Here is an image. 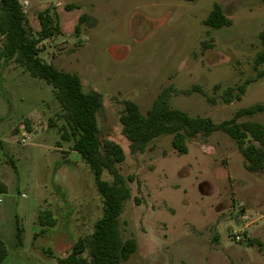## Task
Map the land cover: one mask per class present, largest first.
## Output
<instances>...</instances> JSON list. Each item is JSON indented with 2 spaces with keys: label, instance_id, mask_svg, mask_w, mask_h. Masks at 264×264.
<instances>
[{
  "label": "rangeland",
  "instance_id": "obj_1",
  "mask_svg": "<svg viewBox=\"0 0 264 264\" xmlns=\"http://www.w3.org/2000/svg\"><path fill=\"white\" fill-rule=\"evenodd\" d=\"M18 1L36 38L39 14L47 11L56 29L39 42V57L76 74L85 92L101 96L99 137L124 152L117 169L130 196L119 216L120 235L133 239L136 250L122 264H264V169L248 172L236 143L220 131L189 140L186 154L172 148L171 136L132 153L119 123L124 101L144 114L164 91L170 107L214 123L264 102V75L257 76L264 67H254L264 0ZM214 5L229 26L204 24ZM2 73L4 264H57L77 239L91 234L102 214L101 199L88 166L71 142L60 140L64 122L52 87L13 62ZM243 84L239 99L223 102L226 88L237 95ZM29 112L36 113L32 123L21 119ZM237 122L264 127V112ZM102 180L112 177L103 172ZM41 211L55 224L35 236ZM15 221L24 230L22 247L16 246Z\"/></svg>",
  "mask_w": 264,
  "mask_h": 264
},
{
  "label": "trees",
  "instance_id": "obj_2",
  "mask_svg": "<svg viewBox=\"0 0 264 264\" xmlns=\"http://www.w3.org/2000/svg\"><path fill=\"white\" fill-rule=\"evenodd\" d=\"M193 1V0H184ZM71 5L65 6L70 10ZM84 20L80 17L79 23ZM40 31L37 38L27 29V20L18 0H0V90H3V70L10 62L21 67L31 77L52 87V94L62 110L63 125L60 140L71 142V150L79 154L88 166L94 187L102 203V214L94 222L92 232L87 237L77 239L70 252L56 260L57 264H122L136 250L133 239L122 240L119 216L123 203L130 192L117 165L124 160V152L119 145L109 140H101L97 125V114L102 108L101 96L85 92L76 74L56 69L39 57L38 44L53 33V26L47 11L39 14ZM204 24L220 29L230 25L218 5H214ZM56 27V26H55ZM78 29V25L76 27ZM56 29V28H54ZM261 49L254 59V67H264V32L259 34ZM264 75V69L257 76ZM245 85L237 87L239 94L233 95L234 88H226L221 98L230 103L239 99ZM167 91L162 92L144 114L132 101H124L119 114L121 132L129 142L132 153L143 152L155 139L171 136V146L179 154L187 153V142L197 135L209 136L220 131L229 136L245 162V169L256 173L264 169V127L256 122H237L240 117L253 116L264 112V102L238 110L230 120L214 123L209 118L192 117L188 113L170 107ZM27 124L28 122L25 121ZM27 129L30 127L27 124ZM103 172L112 177V182L102 180ZM1 186V185H0ZM5 192V189L0 193ZM55 224L48 211L38 214L40 230L44 233ZM23 227L15 221L16 246L22 247ZM8 255L5 243L0 239V264Z\"/></svg>",
  "mask_w": 264,
  "mask_h": 264
},
{
  "label": "crops",
  "instance_id": "obj_3",
  "mask_svg": "<svg viewBox=\"0 0 264 264\" xmlns=\"http://www.w3.org/2000/svg\"><path fill=\"white\" fill-rule=\"evenodd\" d=\"M38 113V112H37ZM7 115V113L5 112V111H3L2 112V114H0V118H2V117H5ZM36 117V113H34V112H29L27 115H25V116H22L21 117V119H23V118H27L29 121H30V123H32V122H34V120H32V119H34ZM0 189L1 190H3V189H5V192H7V187H8V185H7V180L5 179V177H3L2 175H0ZM5 192H1L0 194H4ZM0 200H1V202H2V199L0 198ZM0 202V203H1ZM3 212H5L4 211V209L2 210V209H0V219H1V216H2V213ZM1 224V223H0ZM16 240V239H15Z\"/></svg>",
  "mask_w": 264,
  "mask_h": 264
},
{
  "label": "built area",
  "instance_id": "obj_4",
  "mask_svg": "<svg viewBox=\"0 0 264 264\" xmlns=\"http://www.w3.org/2000/svg\"><path fill=\"white\" fill-rule=\"evenodd\" d=\"M27 139H28V137H27ZM22 141L24 142V141H25V139H22ZM0 202H1V200H0Z\"/></svg>",
  "mask_w": 264,
  "mask_h": 264
}]
</instances>
